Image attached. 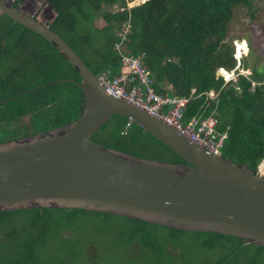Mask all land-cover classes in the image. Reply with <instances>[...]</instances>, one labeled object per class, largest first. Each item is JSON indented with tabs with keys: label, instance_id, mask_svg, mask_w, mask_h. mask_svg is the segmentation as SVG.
Wrapping results in <instances>:
<instances>
[{
	"label": "trees",
	"instance_id": "16d2710c",
	"mask_svg": "<svg viewBox=\"0 0 264 264\" xmlns=\"http://www.w3.org/2000/svg\"><path fill=\"white\" fill-rule=\"evenodd\" d=\"M23 1L14 0L13 5L18 7ZM48 2L56 13L49 28L96 75L109 71L112 78L119 74V59L113 47L119 42L122 27L128 24L125 53L142 56L153 76L156 93L190 98L185 122L193 117L213 116L217 130L226 134L223 157L257 172L264 159V68L257 66L258 57L250 45L242 70L250 69L251 74H239L229 40L235 10L247 8L253 20L255 11L251 10L249 0H147L131 9L126 7L127 0ZM114 5L124 11L102 14L106 25L95 27V14L104 6L110 9ZM0 67L4 70L0 75V102L10 99L0 104V125L15 126L19 135L26 137L67 125L80 115L82 94L75 84L80 80L77 71L46 40L5 15H0ZM220 69L236 70L237 76L226 82L223 76L216 75ZM61 79L74 82L56 83ZM37 86L40 87L23 94ZM210 92L216 94L214 99L207 97ZM100 130L107 133L105 138L96 140L93 136L91 140L105 148L144 159L183 162L154 137L120 116H114ZM90 214L100 221L115 216L56 208L0 212V229H4L3 240L7 242L6 248L0 250V264H74L70 254L63 262L57 257L43 261L38 250L55 234L54 239L67 241L62 236L64 230L71 224L75 226L79 217ZM16 215L21 217L19 222L7 228L10 218ZM121 218L128 230L123 239L137 241L144 249L161 248L156 233L163 226ZM163 228L173 236L186 233ZM193 234L194 245L202 252L215 250L222 243L231 245L214 264H258L264 254V246H254L243 239L215 233ZM170 254L157 253L155 259Z\"/></svg>",
	"mask_w": 264,
	"mask_h": 264
},
{
	"label": "water",
	"instance_id": "95a60500",
	"mask_svg": "<svg viewBox=\"0 0 264 264\" xmlns=\"http://www.w3.org/2000/svg\"><path fill=\"white\" fill-rule=\"evenodd\" d=\"M0 15L52 45L77 71L82 94L80 115L71 123L0 143V212L109 213L264 246V175L207 152L160 118L107 94L68 43L22 6L0 0ZM114 116L141 128L183 162L139 158L93 142Z\"/></svg>",
	"mask_w": 264,
	"mask_h": 264
},
{
	"label": "rangeland",
	"instance_id": "374dc122",
	"mask_svg": "<svg viewBox=\"0 0 264 264\" xmlns=\"http://www.w3.org/2000/svg\"><path fill=\"white\" fill-rule=\"evenodd\" d=\"M33 1L27 3L26 10L32 12L33 16L38 17L41 22L50 24L54 18L52 10L45 6V2L41 3L40 0ZM145 1L128 0L130 8L143 4ZM249 2L251 4V10L255 11L253 20L247 13V8L242 7V9L235 10V21L231 25L229 34V40L232 41L234 54L236 53L235 44L241 41L246 42L247 48L244 51L246 54L242 55V59L239 62L236 61L235 68H239L238 70L240 72H237L245 76L251 74L250 69L242 70L243 63H247L250 45H252L255 51L253 52L254 56L258 57L259 63L257 66L264 68V0H249ZM109 10L111 13L116 12V8L109 9L104 6L103 9L95 14L93 22L98 28L105 25L106 20L103 15L109 12ZM235 39L237 41H234ZM121 50L127 52L124 46H122ZM13 67L15 68V66ZM3 73L4 70L0 67V75ZM220 73L221 71H217L216 75L219 76ZM229 73L231 77L228 80L236 78V70ZM98 132V135L97 133L94 135L96 140L104 139L107 135L105 131L102 132V130H99ZM23 137L19 135L15 126L8 128L5 125H0V143ZM156 159L160 158L156 157ZM261 163L258 166V170ZM259 172L263 174L262 170ZM20 218L19 215L11 217L7 228L13 227L19 222ZM105 218L104 221H100L98 217L91 214L79 217L75 226L71 224L69 229L64 230L62 236L67 241L54 239L56 237L55 234L48 244L39 247V258L44 261L51 257H57V259L63 262L68 258L67 254H70L74 264H167V260L170 264H214L231 246L230 244L224 246L222 243L221 245H217L215 250L202 252L194 245L196 238L193 232L186 231L182 235L173 236L171 232L161 227L158 228L156 233V241L161 244V248L157 250L151 248L144 249L137 241L134 242L133 240L122 238L128 230L121 216L115 215ZM0 231H2L0 232V250H4L7 246L6 240H3L5 231L4 229H0ZM164 252H171L170 257L161 256L159 260L155 259L157 253L164 254ZM258 264H264V254L259 259Z\"/></svg>",
	"mask_w": 264,
	"mask_h": 264
},
{
	"label": "built area",
	"instance_id": "2783aa9c",
	"mask_svg": "<svg viewBox=\"0 0 264 264\" xmlns=\"http://www.w3.org/2000/svg\"><path fill=\"white\" fill-rule=\"evenodd\" d=\"M127 8H130L128 3ZM120 11H124V8H121ZM128 33L129 25L127 24L122 27L118 34L119 42L113 47L119 59V74L112 78L108 76L109 71L98 75L107 94L123 99L160 118L184 136L198 143L207 152L220 155L225 144L226 134L217 130V120L213 116L206 118L198 116L185 122L186 108L190 98L175 95L163 96L156 93L154 79L145 67L142 58L126 54L121 50ZM225 81L229 80L225 79ZM194 93L195 91L192 90L191 94ZM215 96L216 94L214 95L212 92L207 94L210 99Z\"/></svg>",
	"mask_w": 264,
	"mask_h": 264
},
{
	"label": "bare ground",
	"instance_id": "6f19581e",
	"mask_svg": "<svg viewBox=\"0 0 264 264\" xmlns=\"http://www.w3.org/2000/svg\"><path fill=\"white\" fill-rule=\"evenodd\" d=\"M236 56L239 58L240 56H242L243 54H246L244 51H246V42L245 41H241V42H237L236 44ZM238 48V49H237ZM223 71H221V73L224 75V77L226 78V80H228L231 75L229 72L225 71L224 69H222ZM262 170L263 174H260L261 175H264V160L263 162L261 163V166L259 167V171Z\"/></svg>",
	"mask_w": 264,
	"mask_h": 264
},
{
	"label": "crops",
	"instance_id": "0c3cea01",
	"mask_svg": "<svg viewBox=\"0 0 264 264\" xmlns=\"http://www.w3.org/2000/svg\"><path fill=\"white\" fill-rule=\"evenodd\" d=\"M9 1H10L12 4H13V2H14V0H9ZM31 1L34 2L33 0H24L22 3L19 4L18 7L22 6V7L25 9V11H26L27 13L32 14V12L26 10V8H27L26 5H27V3H28V2H31ZM40 1H41V3H42V2H45V6L49 7V8L52 10V12H53V14H54V18H55V17H56V13H55V11L52 9V7L50 6L48 0H40ZM146 1H147V0H146ZM146 1H145V2H146ZM145 2H144V3H145ZM41 3H40V4H41ZM127 3L130 5V3L128 2V0H127ZM127 3H126V4H127ZM140 5H141V4H140ZM113 7L116 8V12H117V11H120V9L123 8V7H120V6H118V5H117L116 7H115V5H114ZM113 7H112V8H113ZM126 7H127V5H126ZM127 9H128V8H127ZM130 9H131V8H130ZM109 11H110V10H109ZM116 12H115V13H116ZM120 12H122V11H120ZM32 15H33V14H32ZM35 18H37V19L39 20L38 17H35ZM54 18H53V19H54ZM39 21H40V20H39ZM40 22H41V21H40ZM42 23H43V22H42ZM44 24H45V23H44ZM47 25H49V24H47ZM105 25H106V23H105ZM105 25H104V26H105ZM94 26L97 27L95 24H94ZM97 28H98V27H97ZM100 28H103V27H100Z\"/></svg>",
	"mask_w": 264,
	"mask_h": 264
},
{
	"label": "clouds",
	"instance_id": "9594fccd",
	"mask_svg": "<svg viewBox=\"0 0 264 264\" xmlns=\"http://www.w3.org/2000/svg\"><path fill=\"white\" fill-rule=\"evenodd\" d=\"M135 56V55H134ZM138 57H141L142 58V56H138ZM234 58L236 59V61L237 62H239L240 61V59H242V56H240L239 58H237L236 57V53L234 54ZM143 60V59H142ZM237 69H239V68H237ZM219 71H223L222 69H220ZM238 71V70H237ZM152 75V74H151ZM220 76H223V78H224V80H225V77H224V75L222 74V73H220L219 74ZM233 80V79H232ZM230 81V80H229ZM257 172H259V170L257 169Z\"/></svg>",
	"mask_w": 264,
	"mask_h": 264
}]
</instances>
